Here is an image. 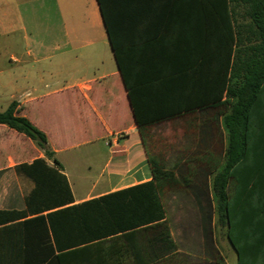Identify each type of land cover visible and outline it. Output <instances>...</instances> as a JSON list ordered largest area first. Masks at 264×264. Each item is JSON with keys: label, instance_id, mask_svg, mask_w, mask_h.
<instances>
[{"label": "crops", "instance_id": "crops-1", "mask_svg": "<svg viewBox=\"0 0 264 264\" xmlns=\"http://www.w3.org/2000/svg\"><path fill=\"white\" fill-rule=\"evenodd\" d=\"M222 1L209 7L208 0H0V36L20 31L26 40L20 49L2 46L10 66L0 74L7 72L13 91L8 107L19 103L21 115L47 134L71 191L66 202L62 189L45 191L31 210L27 198L37 185L17 167L44 151L0 125V211L13 214L0 224V264H156L172 255L206 264L199 221L191 246L190 233L170 214L178 193L192 194L135 187L153 181L137 117L150 124L186 115L155 125L153 133L177 121L182 130L216 125V112L201 109L226 98L235 47ZM50 6L55 26L43 22ZM82 138L106 140L112 150L103 186L77 192L58 154ZM198 140L203 148V131ZM160 201L178 250L154 229Z\"/></svg>", "mask_w": 264, "mask_h": 264}, {"label": "trees", "instance_id": "trees-1", "mask_svg": "<svg viewBox=\"0 0 264 264\" xmlns=\"http://www.w3.org/2000/svg\"><path fill=\"white\" fill-rule=\"evenodd\" d=\"M217 1L208 0V6ZM220 6L233 21L235 48L229 77L225 81L226 98L201 109L216 112V125L200 126V134L203 131L205 136L203 148L197 144L200 155L192 156L184 163H174L169 168L158 163L148 152L153 181L135 187L158 190L161 195L177 193L183 188L192 194L199 209L206 264H225V257L217 247V233L221 228L226 229V237L236 252L235 264H264V0H226ZM209 7L208 12H211ZM21 112L19 103H11L6 111L0 112V125L31 139L44 151L45 157L17 167L37 185L27 198V204L34 211V206L45 199L46 192L48 196L54 195L55 189L57 193L62 189L66 202L71 191L63 174V165L54 158L47 134ZM165 121L145 124L137 117L146 146L153 137V127ZM213 136L217 138L212 139ZM215 139L221 145L225 140L223 156L211 149ZM190 151L188 147L185 153ZM11 215L12 212L0 211V224L6 223ZM165 216L160 201L154 229H160L161 238L165 231L170 247L178 250ZM178 256L172 255L156 264H205L203 260L189 261L188 257Z\"/></svg>", "mask_w": 264, "mask_h": 264}, {"label": "rangeland", "instance_id": "rangeland-1", "mask_svg": "<svg viewBox=\"0 0 264 264\" xmlns=\"http://www.w3.org/2000/svg\"><path fill=\"white\" fill-rule=\"evenodd\" d=\"M50 4V3H49ZM52 8V6H50ZM47 17L43 19L44 24L52 23L56 25V14L53 10H46ZM18 31V30H17ZM10 33V31H9ZM14 44L15 46L23 47L26 43L23 35L20 31L15 35H1L0 36V70L7 69L9 64V58L3 57L6 53L2 50L3 45ZM68 54L57 57L58 60L67 59ZM55 59V58H54ZM9 78L7 72L0 74V112H4L8 108L9 99L13 91L8 85ZM194 116L186 117L187 121H191ZM181 121L174 122L172 124L157 126L153 133L151 143L148 144V152L158 162L171 168L174 162L181 158L192 156L198 157V138L200 137V125L197 129L190 125L186 129H181ZM78 131V130H77ZM75 134V132H73ZM72 133V134H73ZM61 142L68 141L60 137ZM80 144L76 148L61 149L58 156L64 163L68 174L71 177L74 188L81 191L84 188H88L93 184L98 187H102L105 182V178H100L102 171L107 167V163L111 157L110 146L107 145L106 140H101L95 143L80 139ZM78 142V143H79ZM151 144V145H150ZM218 155L223 156V150L225 148V140L223 144L216 142L212 145ZM39 147V146H38ZM190 147L191 151L185 150ZM40 148V147H39ZM41 149V148H40ZM195 154V155H192ZM185 155V156H184ZM200 155V154H199ZM3 165H0V167ZM8 166V165H5ZM6 184V181H5ZM171 218L177 223V225L183 226L185 232L190 233L189 239H185V243L191 246L195 245L197 223L199 221V213L196 210L195 202L192 195L178 193L177 198L169 206ZM191 226H184L190 225ZM217 247L225 257V264H233L237 260V255L231 244L226 237V229H220L217 233Z\"/></svg>", "mask_w": 264, "mask_h": 264}]
</instances>
